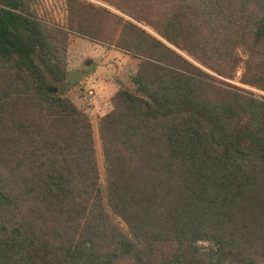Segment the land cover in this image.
I'll return each mask as SVG.
<instances>
[{
	"label": "trees",
	"instance_id": "16d2710c",
	"mask_svg": "<svg viewBox=\"0 0 264 264\" xmlns=\"http://www.w3.org/2000/svg\"><path fill=\"white\" fill-rule=\"evenodd\" d=\"M99 1L0 0V264H264V99L213 75L264 90V0ZM70 34L138 60L102 176Z\"/></svg>",
	"mask_w": 264,
	"mask_h": 264
},
{
	"label": "rangeland",
	"instance_id": "374dc122",
	"mask_svg": "<svg viewBox=\"0 0 264 264\" xmlns=\"http://www.w3.org/2000/svg\"><path fill=\"white\" fill-rule=\"evenodd\" d=\"M86 1L104 5L99 0ZM36 10L39 16L47 22L59 25L66 22L64 0H36ZM112 24V27H116L114 18ZM143 27L154 34L149 28ZM104 32L113 34L114 29L110 31L107 29V31H103V34ZM137 62V58L129 56L112 44L70 34L67 45V73L64 79L55 82L47 75L50 84L64 92L87 112L92 124V137L101 176L103 166L97 123L99 118L111 108L110 98L119 87L132 89L130 75L136 68ZM213 75L221 79L227 86L237 87L238 90L241 89L254 97L264 99V90L240 81L239 70L231 78H225L215 73Z\"/></svg>",
	"mask_w": 264,
	"mask_h": 264
}]
</instances>
